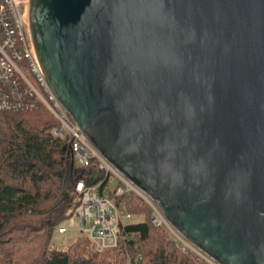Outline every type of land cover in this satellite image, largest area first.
Masks as SVG:
<instances>
[{"label":"water","instance_id":"water-1","mask_svg":"<svg viewBox=\"0 0 264 264\" xmlns=\"http://www.w3.org/2000/svg\"><path fill=\"white\" fill-rule=\"evenodd\" d=\"M89 141L218 264H264V0H30Z\"/></svg>","mask_w":264,"mask_h":264},{"label":"trees","instance_id":"trees-1","mask_svg":"<svg viewBox=\"0 0 264 264\" xmlns=\"http://www.w3.org/2000/svg\"><path fill=\"white\" fill-rule=\"evenodd\" d=\"M58 124L40 103L0 111V264H209L155 226L149 205L135 193L117 199L122 215L140 218L121 223L118 246L94 251L80 234L65 247L51 248L58 226L80 202L74 183L105 181L98 168L82 173L67 141L52 132Z\"/></svg>","mask_w":264,"mask_h":264},{"label":"built area","instance_id":"built-area-1","mask_svg":"<svg viewBox=\"0 0 264 264\" xmlns=\"http://www.w3.org/2000/svg\"><path fill=\"white\" fill-rule=\"evenodd\" d=\"M29 5L30 0H0V111L44 105L59 123L53 134L67 141L69 153L82 173L92 167L104 173L103 183L87 185L84 178L74 183V191L80 196L74 212L79 234L89 238L94 251L118 246L124 238L119 232L121 223L133 220L134 216L122 215L117 199L135 193L149 205L152 223L166 228L184 252L192 251L209 264H218L170 223L156 200L98 151L58 99L47 82L32 42ZM68 221L58 226L63 240L71 230ZM56 246L51 244L53 249Z\"/></svg>","mask_w":264,"mask_h":264},{"label":"rangeland","instance_id":"rangeland-1","mask_svg":"<svg viewBox=\"0 0 264 264\" xmlns=\"http://www.w3.org/2000/svg\"><path fill=\"white\" fill-rule=\"evenodd\" d=\"M133 220H140L139 217H134ZM68 225L71 227V230L68 234H66V240H63V237L58 234L52 241V243H55L57 246L56 248L59 247H65L68 244H70L78 235H80L78 231V221L76 220V217L73 215V217L68 221ZM51 243V244H52Z\"/></svg>","mask_w":264,"mask_h":264}]
</instances>
